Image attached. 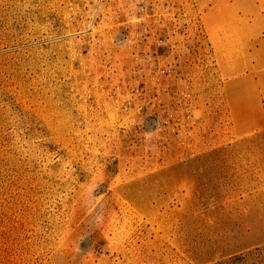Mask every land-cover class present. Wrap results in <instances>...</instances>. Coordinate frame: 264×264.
Segmentation results:
<instances>
[{"label":"rangeland","instance_id":"obj_1","mask_svg":"<svg viewBox=\"0 0 264 264\" xmlns=\"http://www.w3.org/2000/svg\"><path fill=\"white\" fill-rule=\"evenodd\" d=\"M115 1L93 45L97 0H0V264H264V125L238 134L193 33L152 106Z\"/></svg>","mask_w":264,"mask_h":264},{"label":"crops","instance_id":"obj_2","mask_svg":"<svg viewBox=\"0 0 264 264\" xmlns=\"http://www.w3.org/2000/svg\"><path fill=\"white\" fill-rule=\"evenodd\" d=\"M239 135L264 125V0H195Z\"/></svg>","mask_w":264,"mask_h":264},{"label":"built area","instance_id":"obj_3","mask_svg":"<svg viewBox=\"0 0 264 264\" xmlns=\"http://www.w3.org/2000/svg\"><path fill=\"white\" fill-rule=\"evenodd\" d=\"M109 1L96 2V18L90 27V44L95 45L100 40L99 33L102 31L103 21L99 12L105 2ZM135 8V13L122 23L128 40L138 48L144 60L138 70L143 68L150 75L169 78L165 83L159 80L153 85L157 94L152 96L150 101L152 106H155L159 100V91L177 90L173 81L184 75L185 68L177 51L179 37L193 33L204 62L205 64L209 62L210 67L215 63L212 44L207 39L202 13L195 0H137ZM182 100L180 112L176 113L177 120L184 119L190 123L192 121L190 94L183 93Z\"/></svg>","mask_w":264,"mask_h":264}]
</instances>
